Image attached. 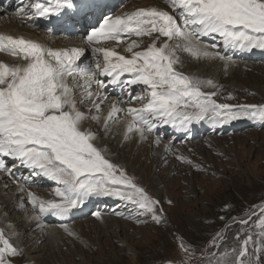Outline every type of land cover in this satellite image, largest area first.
<instances>
[{"label":"snow or ice","instance_id":"obj_1","mask_svg":"<svg viewBox=\"0 0 264 264\" xmlns=\"http://www.w3.org/2000/svg\"><path fill=\"white\" fill-rule=\"evenodd\" d=\"M165 3L171 11L150 6L120 15L105 14L97 0H32L18 9L22 15L41 18L70 16L69 10L76 15H98L102 22L84 37L87 48L53 49L24 37L0 34V52L23 61L12 66L0 62V172L15 182L11 169L19 164L57 185V199L48 200L26 187L27 178L18 186L36 210L33 220L39 222L49 215L68 218L91 198L115 197L131 205L129 218L137 223H148V219L162 223L160 201L109 158L99 144L100 132L108 135L122 124L125 141L134 137L146 141L162 125L188 131L191 125L205 121L213 125L240 118L264 121V105L218 103V91L205 90L220 87L213 79L180 70L181 53L196 61H223L227 69L234 63L229 50L264 49V0ZM145 37L150 41L147 46H143ZM107 42L112 46H105ZM121 45L127 55L116 50ZM89 50L93 60L84 64L82 58ZM109 85L132 89L135 95L128 93L127 101H110L104 91ZM134 102L140 106L133 107ZM92 123L96 131L89 126ZM160 143L157 137L155 144ZM93 215L102 219L100 211ZM233 224L248 230H238L231 246L226 232H217L206 256L204 249L181 238L178 247L185 254L181 264H192L197 251L204 257L198 264H253L254 234L264 242V205L239 220L233 217L225 228ZM61 227L79 238L68 224ZM22 255L0 229V264H14L13 258Z\"/></svg>","mask_w":264,"mask_h":264},{"label":"rangeland","instance_id":"obj_2","mask_svg":"<svg viewBox=\"0 0 264 264\" xmlns=\"http://www.w3.org/2000/svg\"><path fill=\"white\" fill-rule=\"evenodd\" d=\"M115 1L118 2L119 8L124 7L128 11H132L141 8L144 0ZM155 1L159 2L160 6L165 2V0ZM166 6L171 11L167 4ZM103 7H105V14L112 11L109 8L112 5L106 4ZM3 15L4 12H0V20L3 19ZM96 20L97 23L102 22L98 15ZM87 22H89V18ZM90 25L89 23L85 24L84 30L90 28ZM43 30L44 28H41L40 32H44ZM84 34H87L86 31ZM144 41L143 46H147L150 42L147 37L144 38ZM211 43L212 41H210ZM230 51L232 50L228 52ZM180 55L183 60V66L180 70L194 74V71L190 69L192 67L191 62L185 59L184 54ZM244 63L247 65L246 71L248 72L245 75L238 76L236 80H232L228 76L218 80L217 84L221 87L218 88L216 99L221 103L232 105H264V97H262L264 96V79L254 78L256 76H252L250 73L252 69L254 73L255 67L264 70V62L250 60ZM227 74H230L228 70ZM256 87L260 89L259 95H262L261 97L254 91ZM111 88L112 91H109ZM104 91L108 96L117 98V100L127 101L128 93L135 95L132 89L122 90L119 85H109ZM136 91L139 89L137 88ZM132 106L139 107L140 104L135 102ZM106 111L107 108H105ZM247 122L250 126L245 131H233L231 128L230 133L215 135L214 138L217 137L215 139L218 140L217 143L213 141L212 144L216 146L217 151L211 150V153L202 149L198 151V145L199 147L211 146L210 143L205 144L206 139L205 142L202 141L199 144H197L198 139H195L185 141V143L194 145L190 148L179 147L182 142L173 143V148H177L176 151L173 152L171 149L172 151L162 154L161 146L152 148L151 138L148 137L139 145L128 146V150H125L124 154H121L118 149L117 153L112 155L109 154L111 151L107 152L109 147L105 146L100 132L99 144L106 149L109 158L114 163L123 166L130 176L136 178L140 186L145 187L150 195L160 201L164 216V220L160 224H156L146 217L140 219H148V223H137L135 219L131 221L126 216L117 217L115 216L116 213H121L119 212L121 210H116V204H112L108 210L102 208L104 212L100 208H94L93 213L100 211L101 215L109 216L111 214V218L114 217L113 219L117 218V220L123 221L121 222L125 225L123 228H119V224H115L113 228H105L92 214V217L68 223L79 238L69 236L63 229L59 228L55 231L56 237L48 236L38 242L39 248L37 250L28 251L31 245H26V240L23 238L36 229V227L32 229L30 227L34 224L35 220L31 217L36 214V210L29 206L28 200L22 197V194L15 193L17 187L15 184L8 183L10 187L0 188V195L4 194L7 197L15 195L13 198L15 202L9 205V208H12L11 211L6 209L5 219L2 221L3 223L7 222L8 228L1 224L0 228L23 251L22 256L13 258L14 264H167L168 261L181 264L185 255L178 247L181 238L185 243L193 245L197 249H204L206 256L207 252L211 251L209 242L221 230L226 232L225 238L228 245H234L236 243L233 239L235 233L238 230L245 231L248 229L242 228L239 224H233L226 229L225 225L229 224L233 217L239 220L250 210H258L259 206L264 205V127L250 124V122L263 123V121L248 118ZM92 124L89 126L92 127ZM113 132L115 131L113 130ZM152 135L161 138L163 135L166 136V130L164 131L161 127L155 130ZM172 136L169 133L162 140L167 142ZM131 141L132 139L121 143V145L126 147ZM139 151L145 152L148 159L159 158L157 163H154V167L149 168V175L145 174V171H140L138 165L132 167V162L140 156ZM187 153L189 156L186 158L191 161L188 164L174 157L176 154L186 156ZM192 157L195 162L191 160ZM141 162L142 160L139 164ZM9 163L11 162L9 161ZM143 164L145 163L143 162ZM13 168L11 171L17 177L13 183L24 184V178H27L26 187L37 189V186L33 185L35 175H32L26 168L21 171V166V169L18 170ZM159 175L162 179L158 183H154ZM55 185L52 184L56 187ZM39 189L43 188L39 187ZM32 192H42L44 196H48L45 190H32ZM51 195L55 197L53 193ZM169 201L171 203H168ZM221 217L225 219H221ZM76 227H81L82 233H78ZM38 231L39 229H36L33 234ZM255 231L259 232V229L257 228ZM12 233L16 235H12ZM254 239L256 246L252 255L253 264H264V242L255 234ZM201 259L204 257H201L200 252L197 251L192 264H198Z\"/></svg>","mask_w":264,"mask_h":264},{"label":"bare ground","instance_id":"obj_3","mask_svg":"<svg viewBox=\"0 0 264 264\" xmlns=\"http://www.w3.org/2000/svg\"><path fill=\"white\" fill-rule=\"evenodd\" d=\"M36 2L44 3V2H46V0H36ZM97 2L100 3L101 7L105 6L106 4L112 5V7H109L110 10H112V11L108 15H120L121 13H124V12H130V11L124 9V7L119 8L118 2H116L115 0H97ZM30 3H32V0H0V12H4V15L2 16L3 19L0 20V34L12 35L14 37H24L26 39H30V40L39 42L42 45H45V46L53 48V49H66V48L70 49L73 47L87 48L86 42L84 40V37H85L84 32L86 31V33H88L90 31L91 27L98 25L97 20H96V16H93L91 13H89L87 16H84L83 14L76 15L74 10H69L72 13V15H70V16L61 15V16H53L51 18H41L38 16H32L30 14L29 15H22L18 11V9L22 5L30 4ZM142 3H143L142 7L156 6V7L168 10L165 2L163 4H161V6L159 5V2L157 3L155 0H144ZM103 10H105V7H103ZM88 18H89V22H87ZM7 19H10V21H7ZM88 23L91 24L90 25L91 27L84 30V27H85L84 25L88 24ZM41 28H44V30H43L44 32H40ZM83 30H84V32H83ZM210 41H211L210 39L205 38L206 43L210 44ZM105 46H112V42H107ZM116 50L121 52L122 54L127 55V53L124 51L123 45L118 47ZM181 54H184V53H181ZM227 54L232 55L233 60H234V63L230 64L227 67V69H225L223 61H212V62L196 61V60H193L192 58H190L187 54H184V55L186 56L185 59L191 62L192 67L190 69L194 71V74H196L197 76H199L201 78L213 79L216 82V84L220 78L228 76L232 80H236L238 76L245 75L246 73H248L246 71L247 65L244 63L245 61L260 60L261 62H264V49H253L251 51L236 50L235 52L230 51ZM92 59H93V57H92V54L89 50V51H86L85 57L82 58V62L84 64H89L90 60H92ZM0 62L8 63L10 66L23 63L21 58L15 57V56H13L9 53H5V52H0ZM183 70H186V69H183ZM227 70L230 72V74H227ZM263 71L264 70H262L261 68L255 67L254 73H253V69L251 70L250 73L252 74V76H256L254 78L261 80V79H264V76L262 77V74L264 75ZM185 73L193 74L189 71H185ZM70 82H71V79H70ZM217 85H219V84H217ZM219 86L221 87V85H219ZM223 87H224V85H223ZM205 90L206 91H218V89H211V88L205 89ZM252 90H254V89H252ZM109 91H112V88ZM254 91L256 92V94L258 93L257 95L259 97L262 96V95H259L260 94L259 88L256 87ZM108 97H109L110 101H117V98H112L110 96H108ZM262 97H264V96H262ZM215 99H216V97H215ZM217 102L221 103L218 100H217ZM134 103L132 105H134ZM247 119L248 118H240V119L231 121L230 123L222 124V125H213L212 123L207 122V121L195 123V124L190 126V130H188V131H185V130H182L179 128H173L170 125H162L158 129H160L162 127L164 131L166 130V136L163 135L161 138L159 137L161 143L158 146L159 147L161 146L160 147L161 153L165 154V153L170 152L167 150V148L169 146L171 147V149H173V152L176 151L177 148H173V143L176 144L178 142H182V145H180L179 147L190 148L191 146H194V145H190L191 143H185V141L187 142V141L198 139L197 144H199L202 141L203 142L207 141L205 144H209V143L211 144L210 147H209V145H205L202 147L201 146L199 147V145H198V151H200L202 149L203 151H207V152L211 153L212 151H217L215 148L216 146L214 144H212L213 141L215 143H217L218 139H215L217 137L214 138L215 135H219V133H226V134L230 133L231 128H233V131H238V130L245 131L248 128V126H250V125H248L249 122H247ZM250 124L251 125L256 124L257 127L260 125L262 127H264V121H263V123L250 122ZM122 127H123L122 124L114 126L112 129V132L109 133L108 135H104L101 132L102 133L101 138H103L104 144H106L105 146L109 147V150H107V152L109 153L111 151L109 154H112V155L116 154L118 149H119V151H121V154H124L125 150H128V146H131L132 144H138L139 145L143 142V141H140L138 137H134L132 139V141L129 143V145H127L126 147H123L121 145V143H125L126 141L123 139V137L121 135ZM92 129L94 131L97 130V127L95 124H92ZM113 130L115 132H113ZM169 133H171L173 136L170 137L169 141H167V142L163 141L162 138L165 139ZM151 135L152 134H150L148 137L151 138L150 144H151L152 148H154L155 146H157L154 143L156 136L152 135L153 136L152 137ZM103 141H102V143H103ZM115 142H117V144H115ZM120 147H121V149H120ZM139 152H140V156L135 161L132 162V167L138 165L139 166L138 169L140 171H145V174L149 175V173H148L149 168L150 169L153 168L154 163H157L159 158L152 157V158L148 159L145 152H143V151H139ZM182 152H184V151H182ZM135 153H136V151H135ZM185 155L186 156H182L181 154H176V155H174V157H184L185 159H183V160L181 159V160L183 162H185V160H187L186 157L189 156V154L187 153ZM141 160H142V162H141V164H139V162ZM191 160H193L195 162L193 157L191 158ZM143 162L146 164V166H145V164H143ZM185 163H187V162H185ZM19 168H20L19 164H16L13 169L18 170ZM23 170H25L24 167H22L21 171H23ZM161 179L162 178L159 175L158 179L156 181H154V183L155 182L158 183ZM52 182L53 181H50L47 178L36 176L33 185H36L37 189H31V188H28V189L30 191H32V190H37V191L38 190H45V191H47L48 196H44L42 194V192H35L39 197H41L45 200L57 199V197H52V195H51L52 193L54 194V189H55V187L52 186V184H55V183H52ZM151 182H153V181H151ZM8 183H12L11 185L15 184V186H17L15 188V193H20V194H22V197H25V199H27L26 193H21L18 191V186L20 185V183L19 182L13 183V179L11 177H9L6 173L0 172V188L10 187L8 185ZM55 186H57V185H55ZM39 187H42L43 189H39ZM51 188H53L52 191H51ZM14 196L15 195H13V196L9 195V197H7V195L5 196L4 194L0 195V200H2V201H0V224L6 228H8L7 222L3 223L2 221H4V219H5L4 214L7 211H11V209H12V208H9V205L11 203L14 204V202H15L13 200ZM28 204L32 208V206L29 202H28ZM112 204H116L115 209L116 210L120 209L121 211H119V212L122 213V215H118V213H116L115 216H117V217L118 216H126V218L130 217L132 207H131V205L126 204V202L121 201L115 197H95V198H91L85 204V206H83L82 208L74 210L73 213L68 218L62 219V218H58V217H54V216L49 215V216L43 217L42 220L39 222L34 221V224L31 225L30 227H31V229L36 227V229H39V231L36 234H33V232L36 230V229H34L31 233L26 235V237L24 236V238H23L24 240H26V242H25L26 245H29V246L31 245V248L30 249L28 248V251L37 250L39 248V246H37V244L40 240H43L44 238H47L48 236L49 237H56L57 234H55V231L59 228L63 229L62 227H59L62 223L68 224V223L80 221L79 219H85V218L92 217L94 208H96V209L100 208V210L102 212H104L102 210V208L108 210V208L111 207ZM6 209H7V211H6ZM110 216H111V214L109 216L108 215L107 216L102 215V219L98 220V221H100L101 224L104 225L103 227L113 228V226L115 224H119V226H120L119 228H123V226H125V225H123L124 223H121L123 221L117 220V218L113 219L114 217L111 218ZM129 220L133 221L134 219L129 218ZM46 226H47V228H46ZM76 231H78V233H82L83 230L81 229V227L80 228L76 227ZM40 235H42V236H40ZM52 235H54V236H52ZM18 247H19V245H18Z\"/></svg>","mask_w":264,"mask_h":264}]
</instances>
